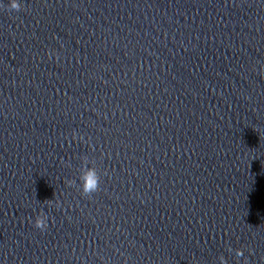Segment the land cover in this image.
I'll use <instances>...</instances> for the list:
<instances>
[{"label":"clouds","instance_id":"9594fccd","mask_svg":"<svg viewBox=\"0 0 264 264\" xmlns=\"http://www.w3.org/2000/svg\"><path fill=\"white\" fill-rule=\"evenodd\" d=\"M0 7L6 8L9 11H16L19 12L22 9L21 3L18 2V0H9V3L7 5L0 4ZM73 139H76V135L74 134ZM82 140L83 137H80ZM81 194L83 196H91L93 193H96L100 190V183H101V177L100 175L95 171V169H89L86 171L82 177H81ZM72 181H67L68 186H72ZM47 204H51L52 200L45 201ZM56 207H60V201L56 200ZM34 226L37 229H40L41 231L47 229L48 227V216L44 213L43 210L40 211V213L35 218V224ZM231 250V249H230ZM235 255L237 257H242L244 255L243 249H236ZM221 264H227L224 257H220Z\"/></svg>","mask_w":264,"mask_h":264}]
</instances>
